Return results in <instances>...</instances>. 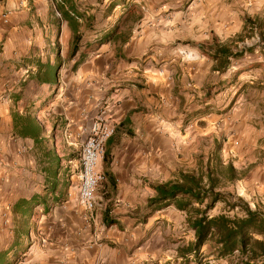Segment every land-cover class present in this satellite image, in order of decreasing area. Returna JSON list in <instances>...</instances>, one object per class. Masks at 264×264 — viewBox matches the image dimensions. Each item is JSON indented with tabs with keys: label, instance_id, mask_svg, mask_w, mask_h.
<instances>
[{
	"label": "crops",
	"instance_id": "obj_1",
	"mask_svg": "<svg viewBox=\"0 0 264 264\" xmlns=\"http://www.w3.org/2000/svg\"><path fill=\"white\" fill-rule=\"evenodd\" d=\"M122 1L111 0L106 7L107 11H103L104 14L107 16L108 11ZM167 2L171 3L168 0H159L156 3L159 14L168 6ZM174 7L179 9L181 5ZM141 8L143 7L139 4L127 5L121 22L123 18H128L130 23L137 24L138 27L145 17ZM55 11L51 0H0V250L10 249L15 240L14 231L19 214L14 213V204L20 199L27 200L34 195L39 198L44 195V187L47 186L42 151L32 138H23L19 135L13 118L17 114L22 115L24 109L33 101L28 96V88L32 83H38L35 78L39 69L38 64L47 62H44L37 52L41 40L44 36L51 37L57 32V29L54 32L53 27L60 28L63 24L68 27L65 21L62 20L59 23L56 21L59 16L55 14ZM134 11L139 13L136 21H133L130 15ZM83 12L86 13V11ZM90 14L92 15L91 26L87 27L82 21L79 28L81 39L74 51L72 50V33L68 27L71 36L69 56L72 57L73 64L82 61L89 49L97 48L99 44L101 47L109 42L100 39L113 28L108 31L103 30V35L85 42L83 47L80 46L85 33L97 31L95 15L86 13V15ZM162 15L165 16V14ZM243 27L244 22H242ZM141 29L142 34L136 35L130 31L126 35L125 42L117 47L111 45L106 56L109 62L115 61L114 65L109 63V67H69L73 81L69 80L65 88L68 91L60 93L61 96L59 95L57 99L61 107V111H57V114L59 119L63 116L64 120L70 121L66 125L72 128L67 137V140L71 141L75 139L72 136L75 134L73 126H80L83 124L82 118L87 114H90L92 118L97 112V101L94 99L105 98L111 94L115 96L117 105L113 107L112 118L116 129L106 142L104 157L97 164V168L105 174L103 187L107 200L115 197L119 202L135 204L140 189L143 198L141 196L139 199L142 202L135 204L134 210L129 213L117 208L116 211L120 213L116 214H121L117 218L112 216L107 218L108 210L101 212L102 215L104 214L105 224L107 220L114 223L106 224L109 227L102 234L99 242L97 240L87 245L84 243L85 239L88 236L92 239L93 236L90 230L84 227L85 222L82 217L84 210L79 205H74L70 198L66 197L64 186L61 187L57 190V203L52 205L51 197H47V203L51 208L46 213L43 212L41 204L33 206L31 218L35 224L25 239V249L35 251L36 255L31 254L30 257L37 264H133V256L143 253L148 244V241L143 239V233L140 235L141 243L139 244V241L135 240L137 236L135 232L145 229L148 221L157 211L147 207V200L153 194L149 185L173 180L175 177H170V173L187 167L183 160L193 154L190 141L186 145L183 141L182 145L173 148L169 137L165 136V141L160 137L159 130L162 128L164 119L166 121L167 118L164 113L151 114L153 111H150V108L157 109L156 107H160V101L166 104L165 100H170L174 106V113L171 116L177 118V110L183 109L186 104L192 105L190 104L192 101L194 103L197 101L200 107L191 111V114L205 113L210 101L207 97V87L212 91V88L221 83L213 82L211 76L208 79V75L219 69L215 66V61L210 67H203L200 82L197 79V67L186 69L193 73L192 79L195 86L205 89L204 93H201L204 96L198 99L200 93L198 94L196 89H185L191 79L182 67H161V72L156 67H144L146 60L149 58L151 62L155 55H152V52L145 53L146 56L142 58L143 49L147 40L152 41L153 36L149 34L156 35V33H153L150 27L148 29L141 27ZM81 48L83 49L79 53ZM136 62L141 63L142 67H132L131 64ZM240 70L245 71L246 68ZM88 77H99V79L97 83H94L96 88L94 99L88 107H85L82 103L83 93L87 91L85 88L93 85L84 86V81ZM227 83L228 80L222 83L221 87L226 86ZM250 83L252 85L246 83L243 88L245 89V86L260 87L259 84H261L251 81ZM247 104L249 101L245 102V105ZM178 119L181 121V118L178 117ZM90 121L91 119L87 120L86 131ZM247 125H252L251 116L247 117L245 113L227 115L225 130L232 137L228 136L227 140H223L224 146L221 150L224 151L225 156L235 150L234 144L238 143L237 141H239L240 150H246L247 146L244 145L252 142L247 132L244 133L242 130ZM47 135L49 133H46ZM83 135L85 137V134ZM71 144L74 145V143L69 145ZM256 146V140H254L253 148L255 149ZM257 148L254 153L258 154H247L246 168L248 170L240 180L236 181L237 184L235 182L233 185L238 190V196L245 201H247L248 192L254 195L256 189L264 187V168L261 176H258L259 170L264 166V159L259 153L262 147ZM251 204L252 208L259 205L257 200ZM108 207L110 208V205ZM5 208L9 219L6 225L2 223L1 217V211ZM44 239L47 244L40 247L39 242Z\"/></svg>",
	"mask_w": 264,
	"mask_h": 264
},
{
	"label": "rangeland",
	"instance_id": "obj_2",
	"mask_svg": "<svg viewBox=\"0 0 264 264\" xmlns=\"http://www.w3.org/2000/svg\"><path fill=\"white\" fill-rule=\"evenodd\" d=\"M52 1V0H51ZM76 6L80 11H86V13H93L95 15V28L96 32L85 33L81 41V47L85 42L96 39L97 36L103 35L102 31L106 29L116 27L118 31H121L126 36L130 31L134 34H142L143 29L152 28L154 34L151 37V42L147 40L145 49H143V57L145 53H151L155 55L154 58H148L144 67H156L161 72V67H182L185 74L191 79L185 87L194 88L200 95L198 99L204 95L205 89H200L199 86H195L194 79H192L193 73L186 71L191 67H197V79L200 82L203 71V67H210L214 60L209 55V52H204V48L209 47L213 43V37L215 42L224 43L230 41V45L234 50H241L242 56L236 59H230L227 68L224 71H213L209 73L213 82H221L214 88L207 87L208 102L207 110L205 113L199 112V114H191V111L200 107L199 102L193 101L192 105L186 104L183 109L176 111L177 118L173 116V103L170 100H165L166 104L160 101V107L157 109L150 108L153 111L151 114L156 115L164 113L167 118L164 119L162 128L159 130L160 137L165 141V136L169 137L172 141V147L176 148L178 145H184L190 141L194 154L202 153L206 158L208 155L216 151L218 143H220L219 154L222 156L223 161L230 160L236 167L245 169L247 164V154L254 153L257 147H262L259 153H261L262 159H264V28L250 30V26L242 28V22H245L246 18H254L255 16L262 22H264V0H168V6L165 10L157 11L156 3L159 0H123L118 6L108 11L106 16L103 11H107L106 7L111 0H74ZM133 4H139L143 8V14L145 15L143 22L137 24L130 23V19L122 17L126 13L127 5L133 6ZM181 5V8H175L174 6ZM161 10V9H160ZM159 14V15H158ZM162 14H165L163 16ZM180 14V15H179ZM139 13L136 12L131 19L136 21V17ZM119 21V22H118ZM119 23V26H117ZM56 37L44 36L41 40V44L38 47V55L43 61H49L51 64L58 61L57 66V83L51 87L45 83L33 84L28 88V96L31 97L33 102H37L38 99L44 97L40 102H45L42 110H39V119L45 124L47 130L54 121H56V127L52 139L49 143L54 145L56 153L60 158L61 164L68 166L71 175L68 184L64 186V192L67 198H70L74 205L82 207L76 198V177L79 171V152L81 148L84 135L86 134V127L88 125L87 120L91 119L90 124L93 121V117L90 118V114H87L83 119V124L80 126H73L74 140H67L69 132L72 128L67 126L70 123L67 119H59L57 111H61L57 99L60 93L67 92L65 89L69 80L72 82L71 71L69 67H109V63L115 64V61L109 62L106 56L109 53L110 48L119 43L109 41L104 43L103 46L97 48H91L86 52L85 57L79 63L73 64L72 57L69 56L70 51V30L63 24L62 27H53ZM132 29V30H131ZM236 37H240L239 39ZM112 45V46H111ZM203 47V48H202ZM235 47V48H234ZM83 48L79 51H82ZM207 51V50H206ZM108 62V63H107ZM140 62V61H139ZM132 63V67H142L141 63ZM78 64V65H77ZM114 67V66H112ZM245 69L242 71L240 69ZM181 74V73H180ZM104 77V76H103ZM99 77H88L84 81V86L87 91L83 93V102L85 107H88L91 100L94 99L96 94V88L94 83L98 82ZM228 80L226 86L221 87L222 83ZM253 83H261L260 87L245 86L252 85ZM210 83V82H208ZM208 85V84H207ZM254 85V84H253ZM52 90L50 94L48 92ZM90 91V92H88ZM61 96V95H60ZM38 98V99H36ZM36 100V101H35ZM97 101V105L104 108L108 117L115 123L112 118L113 107L117 105V99L113 94L108 95L105 98L94 99ZM249 101V104L245 105V102ZM38 106V105H37ZM204 111V110H203ZM238 111V112H237ZM232 113H245L252 117V125H247L242 130L247 132L248 137L252 141L246 143L247 149H239V141L235 143V150L229 152L228 156H225L223 150L224 139L232 137V135L225 130L227 121V115ZM181 118V121L180 119ZM76 118V117H75ZM74 118V119H75ZM81 118V117H80ZM85 131V132H83ZM78 132V133H76ZM164 133V134H163ZM182 134V135H181ZM50 135V132H49ZM256 140V147L253 148V141ZM56 142V143H55ZM74 143L69 145L70 143ZM55 143V144H53ZM69 145V146H68ZM41 151H43L40 148ZM223 153V154H222ZM69 154L76 155V158L67 160ZM225 156V159L223 157ZM46 161V159H44ZM185 162V168L181 171H190L196 167L195 158L193 154L188 155V158L183 160ZM264 166L259 170L261 171ZM178 171L175 170L170 173V177L174 178ZM264 175V173H263ZM237 184V182H236ZM226 190L232 191L235 196H238V190L235 186L228 187ZM139 194L135 200V204L141 203L139 199L142 196V191L138 190ZM145 195V191L143 192ZM97 205L96 208L89 213L84 210L82 217L85 222V229L90 230L93 238L89 236L85 239V244H93L94 241L99 242L102 234L108 229L103 220L101 212L108 210V217L117 218L121 216L117 212V208L126 210L127 213L134 210L135 204L123 203L112 199L107 200V194L105 193L103 182L99 185L97 191ZM143 198V196H142ZM257 200L260 206L264 207V187L256 189V194H247V201L250 202L249 206L252 208V202ZM110 205V208L108 207ZM235 210H228L224 202H217L213 209L209 211V214L226 212L232 215ZM124 213V212H123ZM126 213V212H125ZM185 212L178 211L173 205H165L158 208L152 218L148 221L147 227L135 232L137 236L135 240L141 243L140 235L143 233L144 241H148L146 249L143 253L140 252L133 256V264H179L180 257L176 254V247L186 245L193 239L192 231L185 225ZM112 229H114L112 227ZM129 231V229L127 228ZM47 242L40 240V247H44ZM136 247V246H135ZM148 247V248H147ZM208 247L201 248L200 253L206 255L202 258L203 261H210L211 264H231L225 258H215L212 255H208ZM36 255L35 251L26 248L23 254L20 255V260L16 264H37L32 260L30 255ZM192 256H189V263L192 264Z\"/></svg>",
	"mask_w": 264,
	"mask_h": 264
},
{
	"label": "trees",
	"instance_id": "obj_3",
	"mask_svg": "<svg viewBox=\"0 0 264 264\" xmlns=\"http://www.w3.org/2000/svg\"><path fill=\"white\" fill-rule=\"evenodd\" d=\"M52 3L54 10L60 14L56 21L58 23L65 21L71 30L74 51L81 39L79 28L82 21L90 27L92 15L80 11L74 0H52ZM135 13L134 11L130 15L134 16ZM248 26L250 30H253L254 26L262 30L264 22L257 16L252 19L246 18L244 28ZM263 34L261 31V35ZM126 38L124 33L114 27L100 40L105 42L112 40L115 44H122ZM230 43V41L217 43L213 37V43L203 49L204 52H209L219 70L226 68L230 59L239 58L243 54L241 50H234ZM58 63L56 61L51 64L47 61L38 64L39 69L35 74L37 82L48 84L50 88L55 86L58 78ZM51 92L50 89L48 94ZM43 98L45 96L37 102L29 103L24 113L15 115L13 121L20 136L32 138L43 150L42 156L46 159L43 170L47 177V186L44 187V195L39 198L34 195L27 200L20 199L14 204L13 211L19 214L14 231L15 240L10 249L0 250V264H16L20 260V255L26 247L25 239L35 224L31 218L33 206L41 204L43 212L46 213L51 208L47 203V197H51L52 205L57 203V190L68 184L71 175L68 173L70 172L68 166L61 164L54 145L49 143L55 131L56 121L46 130L45 124L39 119V110L41 111L45 105V102H40ZM49 132L50 135L46 136ZM219 149L220 143L216 151L206 158L202 153H193L195 168L190 171H178L173 180L150 184L153 194L147 200V207L158 209L165 205H173L177 210L185 212L186 226L193 232V239L186 245L176 247V254L181 259L179 264H188L189 256L193 258L192 264H211L208 260L201 261L206 256L200 253L204 246L209 248L208 255L225 258L231 264H264V207L255 205L251 208L243 198L226 190L230 186L233 187L234 183L245 175L248 168H238L230 160L223 161ZM76 157L69 154L67 160ZM217 202H224L228 210H235L234 213L230 215L221 212L210 215L209 211ZM104 219L106 220V217ZM113 223L114 221L111 220L106 222L107 225Z\"/></svg>",
	"mask_w": 264,
	"mask_h": 264
},
{
	"label": "built area",
	"instance_id": "obj_4",
	"mask_svg": "<svg viewBox=\"0 0 264 264\" xmlns=\"http://www.w3.org/2000/svg\"><path fill=\"white\" fill-rule=\"evenodd\" d=\"M60 16L58 11H55ZM115 123L107 116L104 108L97 105V112L88 127L79 152V171L75 183L76 197L83 209L89 213L96 208V191L104 181L105 174L97 164L104 157L107 140L114 134ZM2 223L8 224L7 209L1 211Z\"/></svg>",
	"mask_w": 264,
	"mask_h": 264
}]
</instances>
